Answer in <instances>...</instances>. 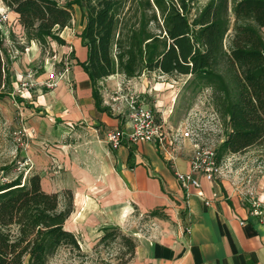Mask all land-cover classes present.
Wrapping results in <instances>:
<instances>
[{"label":"trees","instance_id":"16d2710c","mask_svg":"<svg viewBox=\"0 0 264 264\" xmlns=\"http://www.w3.org/2000/svg\"><path fill=\"white\" fill-rule=\"evenodd\" d=\"M0 1L28 43L42 48L67 44L62 33L72 27L75 5L80 8L83 28L77 36L87 58L81 61L75 50L73 56L91 80L100 113L113 116L100 92L104 78L188 75L194 88L212 89L213 104L224 120L218 163L228 154L264 146V0H208L200 8V0ZM16 83L0 32V101L13 96ZM133 157L131 144L130 168ZM13 166L0 167V264H50L63 247L82 252L79 238L67 228L75 209L72 191L64 192L63 202L60 193L43 188L39 172L11 177ZM100 233L95 246L122 245L117 264L134 258V236L116 225Z\"/></svg>","mask_w":264,"mask_h":264},{"label":"crops","instance_id":"0c3cea01","mask_svg":"<svg viewBox=\"0 0 264 264\" xmlns=\"http://www.w3.org/2000/svg\"><path fill=\"white\" fill-rule=\"evenodd\" d=\"M73 45L75 55L86 60L87 49L78 37ZM78 76L70 115L73 119L93 116V121L75 135L80 141L74 143L72 138L65 161L72 183L66 189L72 191L75 207L67 228L79 238L81 249L92 252L100 229L116 225L137 240L136 255L126 264H264V176L257 190L260 203L242 197L222 179L201 178V188L185 189L177 175L191 169L187 138L184 145H173L168 157L154 144H133L125 138L113 150L97 127L129 132L128 115L120 120L114 112L113 116L100 113L91 80L83 70ZM124 79L121 74L111 75L100 84L118 85ZM69 124L73 131L74 125ZM131 144L132 168L128 165ZM155 211L156 216H151Z\"/></svg>","mask_w":264,"mask_h":264},{"label":"rangeland","instance_id":"374dc122","mask_svg":"<svg viewBox=\"0 0 264 264\" xmlns=\"http://www.w3.org/2000/svg\"><path fill=\"white\" fill-rule=\"evenodd\" d=\"M207 1L200 0L197 7ZM73 14L72 27L62 33L69 44L62 46L55 42L42 48L35 42L28 43L10 8L0 1V32L4 36L6 58L12 63L17 79L13 96L0 101V167L14 165L11 177L21 171L39 172L43 188L59 191L63 202L66 187L72 184L65 161L67 146L72 145V138L82 126L90 127L93 121V116L73 119L70 115L71 102L77 98L74 95L80 83L78 75L82 72L73 56V40L82 27V14L77 5ZM190 78L151 73L149 77L124 79L118 85L104 82L100 92L104 105L112 107L120 120L129 114L131 97L142 106H148L157 120L167 121L169 140H175L178 129L179 136L182 135L179 137L181 145L187 138L188 152L193 155L198 147L217 148L226 135L224 120L213 104L212 89L194 88ZM69 122L74 125L73 131ZM97 130L108 143L111 134L118 132L101 124ZM186 131L188 136L184 135ZM77 137L74 143L80 141V136ZM172 147V144L167 145L168 150ZM112 148L117 149L113 145ZM219 166L213 182L220 179L229 182L242 197H254L256 203H260L257 190L264 176V146L228 154ZM1 180L4 177L0 173ZM121 249L118 241L109 246H94L90 253L72 252L63 247L50 264H117Z\"/></svg>","mask_w":264,"mask_h":264},{"label":"built area","instance_id":"2783aa9c","mask_svg":"<svg viewBox=\"0 0 264 264\" xmlns=\"http://www.w3.org/2000/svg\"><path fill=\"white\" fill-rule=\"evenodd\" d=\"M129 106L128 122H130L131 128L129 132H125V130L121 129L111 134L110 139L113 147L119 148L125 138L133 144L148 142L157 146L165 155L173 154L171 149H167V145H181L182 141L179 139V134L176 133L177 137L175 140L173 142L170 141L168 137L167 121L164 118H162V120H157L154 111L139 104L138 100H135L134 97H131ZM184 135L188 136L189 132L186 131ZM216 149L217 148L205 146L198 147L194 150L190 159L191 169L186 173H178L177 175L178 181L185 189L192 185L201 188V178H205L211 182L215 180L216 173L220 167L217 161ZM257 206H259V204H257ZM255 212L257 214L262 213L258 210H255Z\"/></svg>","mask_w":264,"mask_h":264}]
</instances>
